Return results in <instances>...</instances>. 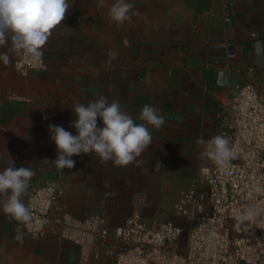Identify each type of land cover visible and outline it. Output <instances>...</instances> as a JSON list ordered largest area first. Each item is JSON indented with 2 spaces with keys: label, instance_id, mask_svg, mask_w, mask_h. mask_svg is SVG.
I'll use <instances>...</instances> for the list:
<instances>
[{
  "label": "crops",
  "instance_id": "obj_1",
  "mask_svg": "<svg viewBox=\"0 0 264 264\" xmlns=\"http://www.w3.org/2000/svg\"><path fill=\"white\" fill-rule=\"evenodd\" d=\"M115 2L69 0L63 24L42 49L46 69L19 72L20 56L11 65L0 62V171L11 161L33 169L25 204L33 186L57 180L69 212L99 214L110 229L134 212L149 223L182 224L175 205L199 168L215 164L196 141L225 135L230 82H252L264 101V61L253 47L264 41V0H237L231 23L223 19L222 0H126L138 14L117 24L109 16ZM101 96L119 101L138 124L146 123L139 119L144 105L157 107L165 124L147 125L151 144L126 166L92 153L73 156L75 167L58 171L48 125L77 135L73 106ZM17 223L0 208V264H81L77 245L54 233L18 242Z\"/></svg>",
  "mask_w": 264,
  "mask_h": 264
},
{
  "label": "built area",
  "instance_id": "obj_2",
  "mask_svg": "<svg viewBox=\"0 0 264 264\" xmlns=\"http://www.w3.org/2000/svg\"><path fill=\"white\" fill-rule=\"evenodd\" d=\"M237 0H222L226 23L235 16ZM228 58L235 56L225 42ZM14 67L22 73L46 69L45 61L20 56ZM230 103L224 134L234 152L225 167L199 168L193 186L175 205L182 224L149 223L139 212L110 229L102 216L79 217L63 202L64 191L55 179L33 186L26 205L30 224L14 229L31 239L54 233L79 249V262L88 264H264V101L252 82H230ZM257 212L245 222V210Z\"/></svg>",
  "mask_w": 264,
  "mask_h": 264
},
{
  "label": "clouds",
  "instance_id": "obj_3",
  "mask_svg": "<svg viewBox=\"0 0 264 264\" xmlns=\"http://www.w3.org/2000/svg\"><path fill=\"white\" fill-rule=\"evenodd\" d=\"M69 0H0V48L7 51L0 53V62L11 65L14 56L40 60L43 47L53 31L63 24L69 8ZM103 6V4H101ZM134 5L126 0H116L109 8L111 20L122 24L131 19ZM254 52L258 60L264 61V41L256 40ZM220 77L224 73L220 72ZM218 84L225 81L218 79ZM76 119L71 122L77 135L65 130L63 126L48 125L50 139L56 145V159L50 161L58 171L73 169V156L81 154L98 155L102 162L112 161L116 166H126L139 157L151 144L152 135L147 125L160 128L165 118L160 109L152 105L143 106L139 119L146 123H136L132 115L121 108L119 101L109 102L101 96L88 104L77 103L73 106ZM47 119L48 117H43ZM98 118L103 126L98 127ZM196 143L204 147L203 156L218 166L225 167L234 158L229 138L220 134L205 140L198 138ZM35 172L31 167L16 168L14 161L0 171V208L10 219L21 224H30L33 211L22 201ZM257 214L252 209H245L238 221L245 222ZM15 239L23 242L24 234L17 232Z\"/></svg>",
  "mask_w": 264,
  "mask_h": 264
}]
</instances>
